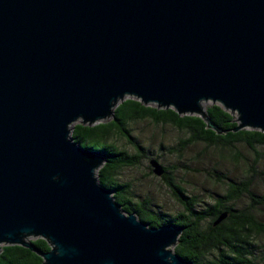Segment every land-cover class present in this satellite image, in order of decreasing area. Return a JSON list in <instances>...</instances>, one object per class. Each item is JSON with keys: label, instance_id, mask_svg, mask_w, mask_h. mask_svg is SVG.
Masks as SVG:
<instances>
[{"label": "water", "instance_id": "water-1", "mask_svg": "<svg viewBox=\"0 0 264 264\" xmlns=\"http://www.w3.org/2000/svg\"><path fill=\"white\" fill-rule=\"evenodd\" d=\"M125 96L221 133L201 106L218 103L233 131L264 132V0H0L1 245L42 264H190L170 249L183 227L125 213L101 153L69 135Z\"/></svg>", "mask_w": 264, "mask_h": 264}, {"label": "trees", "instance_id": "trees-1", "mask_svg": "<svg viewBox=\"0 0 264 264\" xmlns=\"http://www.w3.org/2000/svg\"><path fill=\"white\" fill-rule=\"evenodd\" d=\"M202 108L209 120L222 130L221 133L207 128L205 118L198 114L179 115L171 107L142 104L133 96H125L115 104L109 119L91 125L80 121L73 122L69 135L79 145L101 153L103 163L96 170L97 181L101 186L112 190L114 200L125 213H134L148 226L172 223L183 227L177 243L173 246V252L188 260L190 264H257L252 249V238L253 235L264 233V222H259L248 208L264 205V192L252 191L249 178H227L222 194L216 195L210 204L196 208V198L186 195L181 186L171 182L167 176L168 171L161 165L164 171L160 176L171 188L172 195L181 206V210L176 213L165 214L151 210L144 199L131 200L130 184L118 182L115 177L117 169L137 164L138 157L145 151L127 127L131 121L148 119L155 125L168 124L187 135L179 140L183 146L192 142H203L224 152L236 162V143L256 154V146L264 147L263 131L251 128L233 131L236 122L231 112L223 109L218 103H211ZM119 137L124 138L133 148L132 153L115 144L114 139ZM242 194L249 199V206H233L232 202ZM222 212L225 216L213 225L212 222ZM205 220L207 222L202 226ZM30 242L40 250L49 248L47 242L39 237L30 238ZM0 264H42V259L25 247L6 244L0 246Z\"/></svg>", "mask_w": 264, "mask_h": 264}, {"label": "rangeland", "instance_id": "rangeland-1", "mask_svg": "<svg viewBox=\"0 0 264 264\" xmlns=\"http://www.w3.org/2000/svg\"><path fill=\"white\" fill-rule=\"evenodd\" d=\"M209 104L210 101H205L201 106ZM231 114L233 117L236 116L235 112ZM127 127L145 151L138 157L137 164L117 169L115 177L118 182L130 184L131 200L144 199L153 211L174 214L181 210V206L164 179L150 171L148 164L150 158H155L166 168L171 182L181 186L186 195H193L196 198V208L210 204L216 195L222 194L227 178L234 180L249 178L252 191L264 192V147L262 146H256L258 150L256 154L242 144L236 143L235 148L238 152L236 162L224 152L213 149L203 142H192L183 146L179 140L186 138L187 135L168 124L155 125L148 119H143L131 121ZM114 142L128 153L134 151L124 138H115ZM232 205L247 207L249 199L242 194L232 202ZM248 210L259 222H264V205H255ZM206 222L207 220L203 221L202 226H205ZM252 242L256 263L264 264V233L253 235ZM170 249L173 251V246Z\"/></svg>", "mask_w": 264, "mask_h": 264}]
</instances>
